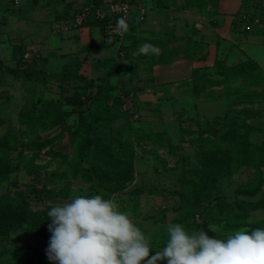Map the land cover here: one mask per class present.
I'll use <instances>...</instances> for the list:
<instances>
[{"label":"rangeland","instance_id":"1","mask_svg":"<svg viewBox=\"0 0 264 264\" xmlns=\"http://www.w3.org/2000/svg\"><path fill=\"white\" fill-rule=\"evenodd\" d=\"M24 1L17 8L25 12L20 18L14 9H0V155L6 154L12 160V164L0 165V195L10 189L12 193L18 192L11 186L17 180L27 185L25 200L32 209L62 204L77 195L114 197L121 211L129 213L150 238L151 255L166 246L169 224L180 223L189 232L203 229L211 237L222 239L237 230L251 232L264 228V50L253 49L259 61L237 69L229 68L223 61L215 62L213 71L207 72L214 73L213 79L220 82L206 79L207 73L193 74L188 83L195 99H191L189 111L161 109L159 103L143 102L135 93H130L136 89L120 88L123 92L129 91L128 110L140 115L138 120H132L118 104L106 106L108 91H97V87L89 86L85 80L60 82L47 78L45 83L33 77L23 81L19 73L8 69H29L33 66V56L55 54L54 58L50 56L48 66L61 70L63 62L70 60L60 59L57 45L49 43L50 40L59 38L61 35L57 33L63 29H68L64 31L66 34L97 18L96 14L92 15L82 24L74 20L76 7L80 8L88 0L77 5L70 0H57L33 13ZM167 1L174 8L187 2ZM204 1L209 6L225 0ZM52 5L63 12L62 20L57 19L63 27L56 24L52 28L50 23L41 21L46 14L50 20H56L55 11H50ZM254 6L259 8L256 14H264V0ZM144 8L141 6L139 10ZM171 11L167 16L176 14ZM171 16L162 27L159 21H153L151 27L157 33L152 36L153 40L134 42L137 46L151 43L160 49V54L139 55V58L152 56L156 60L162 58L164 51H168L169 58L175 55L177 47V55H184L191 47L195 49L194 43L187 39L172 41L168 31ZM243 27H239V34L249 35L261 29L254 26L246 31ZM67 45L64 43L62 48L66 49ZM84 47L79 49L78 63L80 71L88 77L114 78L118 76L117 65L132 67L131 57H125L126 43L115 67L111 64L106 69L101 64L91 66L84 55L89 51ZM112 48L116 49L113 45ZM111 50L98 51V54L115 57L118 52L114 54ZM24 54H28L29 63L24 60ZM135 70L133 67L127 71L131 74ZM149 95L144 94L143 98L149 99ZM44 110L46 115L41 114ZM81 123L85 131H81ZM77 130L81 131L82 139L92 140L94 144H100L98 138L108 141L112 135L122 140L128 138L136 151L133 176L102 185H98V178L93 189L92 182L80 171L76 173L73 167V162L80 160L75 156L72 142L73 132ZM135 132L141 136L139 139L133 138ZM84 152L92 153L88 148ZM81 164L89 165L85 160ZM35 186L44 194L58 196L44 200L34 197ZM50 239L51 236L31 234L25 226L0 235V264H54L46 251ZM16 246L32 250L19 252ZM158 264H167V260Z\"/></svg>","mask_w":264,"mask_h":264},{"label":"crops","instance_id":"2","mask_svg":"<svg viewBox=\"0 0 264 264\" xmlns=\"http://www.w3.org/2000/svg\"><path fill=\"white\" fill-rule=\"evenodd\" d=\"M23 1L24 0H0V9L4 11L14 9L16 11L15 14H19L18 17L20 18L22 16L21 14L25 12L17 8H21ZM54 1L57 0H25L24 4L26 2L31 8L29 12L33 13L42 11L39 9L45 8L47 5L54 3ZM70 1L73 2V5L74 3L77 5V3L83 0ZM144 1V9L146 10L145 16L143 17L140 15L139 7L142 5L137 3L138 8L134 10L131 16L128 37L125 41L126 47H128L126 55L131 57L129 60L130 66L132 67L123 68L121 72L118 73L117 77L110 78L111 83L117 85L119 90L124 87H129L131 90L136 89V92L132 90L130 93L132 95L135 93V97L141 100L143 99V102L159 103L161 109L164 107H171L179 110H190L191 106L189 107V104L191 99H195V97L188 81L193 75L194 69L199 68L201 70L213 71L215 62L220 58L226 59L228 65H235L247 61L248 59L259 61L253 49L257 48L264 50V27H261V29L254 31L255 33L249 35L239 34V27L241 28V26L239 23L235 22L234 15L244 10H255V12H258L259 8L254 5L260 2L263 3V0H225L218 5H209L205 11L200 10L198 7L185 8L182 6L174 8L171 6V8L170 6L165 7L163 5H157L153 0ZM70 3L71 2H69V4ZM52 6L53 7H50V11H55L56 20L55 18H53L54 21L50 20L46 14L41 21L50 23L52 28H54L56 24L57 26L63 27V24H58L57 20L62 16L63 12H60L56 6ZM169 9L172 10V13L176 14L172 16L169 15L171 16L169 19L171 22L169 23L172 25L168 28V31L175 32L178 37H181L180 39H187L188 42L190 41L189 38H192L194 40V45H197V50L200 51L198 55L192 59L182 54L173 61L158 64L149 63L152 61L150 58H143V56L139 58V55L134 56L133 53L138 48V44L136 45L134 42L137 41V39L153 40L152 36L157 34L155 29L151 27L153 21H159L160 26L168 23L166 19L169 17L167 16ZM103 10L105 11L106 9ZM48 12L49 11H47V13ZM27 19L30 20V17ZM60 20H62V18H60ZM35 21L37 20L35 19ZM179 30L181 33H178ZM64 31L67 32L68 29H63V31L59 33L55 32L61 35L59 37L60 39L50 40L49 43L56 44L57 46L55 47L58 48L56 50L60 53L59 58L65 59L66 61L70 60L68 62L73 61L74 51V58L77 59L80 56L79 51L81 50V46H86L84 49L89 52L84 55L86 59L89 60V64L91 66H96L98 64L103 66L106 59L109 58V54H98V51H109L112 49L115 54V52H121L122 44L125 47L124 41L121 45L114 43L113 39L109 41V38L104 35L102 28L96 23L88 22L83 28L71 29L66 34H64ZM159 34V37L163 36L161 35L162 32ZM40 36H42V34ZM97 37H99V39ZM64 43H68L66 49L62 48ZM112 45L115 46L116 49L112 48ZM50 56L54 58L55 54L43 56V58H45V66L43 67L47 71H52V68L48 66ZM68 62L64 61L61 67ZM133 67L136 70L129 74L127 71L128 68ZM144 94H150V98L148 99L146 96V99H144Z\"/></svg>","mask_w":264,"mask_h":264},{"label":"clouds","instance_id":"3","mask_svg":"<svg viewBox=\"0 0 264 264\" xmlns=\"http://www.w3.org/2000/svg\"><path fill=\"white\" fill-rule=\"evenodd\" d=\"M128 29L127 18L120 17L109 41L122 38ZM149 54L159 55L160 49L144 43L133 53ZM47 215L52 236L46 251L54 264H264V228L237 230L222 239L203 229L189 232L180 223L169 224L166 246L151 255L150 238L114 197L77 195Z\"/></svg>","mask_w":264,"mask_h":264},{"label":"trees","instance_id":"4","mask_svg":"<svg viewBox=\"0 0 264 264\" xmlns=\"http://www.w3.org/2000/svg\"><path fill=\"white\" fill-rule=\"evenodd\" d=\"M110 0H96L95 1V8H101L100 10L103 11V9H106L107 12L105 21L102 19H95L92 18L90 23H96L98 24L103 31V25L106 21L114 19V16L108 13L107 11V4ZM157 5H163L165 7L169 6L167 0H153ZM137 3L141 4L143 7L145 5L144 0H133V9L131 12V16L134 12V10L137 8ZM196 4L198 6H196ZM105 7V8H104ZM183 7H198L200 10L205 11L208 7V4L204 0H187L186 4L183 5ZM254 12L250 13L248 11H239L234 15L235 22L239 23L240 26L242 25L243 29L248 31L245 28L246 22L242 19V14L246 13L249 14V16L256 15L257 12L253 10ZM141 13V11H140ZM141 15V14H140ZM264 15V14H259ZM130 16V19H131ZM250 23V22H249ZM264 27V26H263ZM104 33V31H103ZM128 34V31H127ZM127 34L125 35V38H127ZM169 34L173 36V40L180 39L181 37H178L175 32L169 31ZM105 35V33H104ZM169 35V36H170ZM106 36V35H105ZM108 37V36H107ZM124 39L118 40L116 38H113V42L116 44H121ZM159 39V38H158ZM161 39V38H160ZM164 38H162L163 40ZM194 40H190L189 43L193 42ZM155 43V42H153ZM157 43V42H156ZM198 44V43H197ZM189 46V45H188ZM197 46V45H195ZM86 48V47H84ZM124 49V45L122 46ZM176 49V48H175ZM184 51V50H183ZM171 52V51H170ZM179 52V48L177 47L176 51L173 52L175 55H172L171 57H167L166 54L168 51L163 52L162 58L159 59L151 58L152 56H145L147 58H150L152 61L150 63H163V62H170L175 60L179 55L177 53ZM184 55L186 57H196L198 53L200 52L197 50V47L195 49L193 47L185 50ZM117 56V57H116ZM115 57H109L106 59V62H104V68H108L111 64L115 67V62L118 60L117 58L120 56L118 53ZM126 58L128 55L125 56ZM115 59V60H114ZM24 60H26L29 63V59L25 58L24 54ZM45 58L43 56H33V66L29 69H21L18 70L16 68H8L11 72H14L15 74L20 75V78L23 81H29L30 78L38 77L40 81L45 82L47 81V78L52 79H59L60 82L64 80H85L88 82L89 86L97 87V91H108V97L106 100V106L107 107H113L114 105L118 104L120 109L123 110L126 114L129 115V117L132 120L139 119L140 115L138 113V118H134V114L136 112H133L130 110H124L123 104L126 103V100L130 98L128 96L129 91L123 92L119 90V87L117 85H114L111 83L110 78L107 76H96V77H88L85 73L81 72L79 67L81 66L78 62L79 59L74 58V61L68 62L63 65L62 69L59 71H47L43 66H45L44 63ZM225 62L224 65L228 66L229 68H235L238 67H244L246 64L249 63H255V60L248 59L247 61L240 62L235 65H228L226 59H218L216 63ZM151 64V65H152ZM99 65V64H98ZM150 65V66H151ZM8 67V66H7ZM122 66L117 65V73H120L122 70ZM206 71V72H202ZM208 70H201L199 68L194 69L193 74L196 75L198 73H207L204 75V77L208 80H213L214 82H220V80L213 79V74L211 72H207ZM197 81V79H196ZM98 83V84H96ZM102 89V90H101ZM197 93V92H196ZM133 98V97H132ZM185 111H189L187 109H181ZM25 113V112H23ZM46 115V111L44 110L43 113ZM90 121V120H89ZM83 125V126H82ZM81 128L85 131L84 124L81 123ZM136 129V128H132ZM73 132L72 142L74 144L75 150V156L79 157L80 160L73 162V167L77 171H80L83 173V176L92 182L93 189L96 188V182L98 180V185L104 184V182H113V181H125L133 176L134 171V159L136 156V151L133 146V143L126 139H121L117 135L109 136L108 141L103 140L102 138H98V141H100V144H94L92 140L88 139H82L80 133V130H77ZM136 131V130H135ZM137 133L134 134V139H139L141 136L138 137ZM78 136H80V140H78ZM77 148H79L81 151H79ZM89 149L92 151L91 154L84 152V149ZM258 147H256L257 149ZM84 153V154H83ZM6 155V154H4ZM4 155H0V165L5 164H12V160L10 161L9 158H7ZM249 156H252L250 153ZM88 162V166L84 167L81 163L82 161ZM4 168V167H3ZM96 179V180H95ZM12 183V182H11ZM12 187H15L18 189V192L12 193L11 189L8 190L6 193L0 195V235H8L9 232L15 228L25 226V228L30 232L31 234H37L39 236H52V233L49 231V225L51 224V220L49 219L47 213L51 210L53 205H44L41 209H32L29 204H26V200L28 198L26 194V188L27 185L20 184L17 180H15L12 184ZM32 192L34 193V197H37L39 199H46L49 196H58L57 193L54 194H44L43 191L36 186L33 188ZM16 251H25V250H32V248H24L21 246H16ZM7 249H11L7 247ZM11 253H13V250H11Z\"/></svg>","mask_w":264,"mask_h":264},{"label":"built area","instance_id":"5","mask_svg":"<svg viewBox=\"0 0 264 264\" xmlns=\"http://www.w3.org/2000/svg\"><path fill=\"white\" fill-rule=\"evenodd\" d=\"M95 1L96 0H88L85 5L81 6L78 9L76 8V11L74 12V15H75L74 20H76L77 23L82 24L90 16L95 15V14L97 18L102 17L100 19L105 21L107 12L104 10L101 11L100 10L101 8H95ZM132 9H133V0H110L109 3L107 4V11L112 16H114V19L108 20L104 23L103 31L105 35L109 37V31L111 27L114 26L116 21L122 16L127 18V22L129 24ZM145 13H146V10L141 9V14L145 15ZM242 19L245 20L246 22L245 28L247 30H251L254 26H259V27L264 26V15L256 14L253 16L251 15L249 16V14L244 13L242 14ZM125 35L122 38L120 37H115V38L118 40H122L125 38ZM27 57H28V54H25L26 59H28ZM128 108L129 107L127 106V103H124L123 109L127 110ZM133 116L134 118H138L137 114H134Z\"/></svg>","mask_w":264,"mask_h":264}]
</instances>
